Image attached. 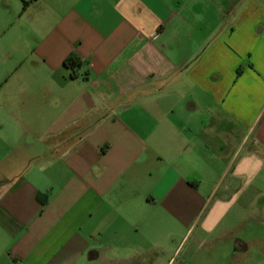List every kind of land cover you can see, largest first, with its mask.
<instances>
[{"label":"crops","instance_id":"obj_1","mask_svg":"<svg viewBox=\"0 0 264 264\" xmlns=\"http://www.w3.org/2000/svg\"><path fill=\"white\" fill-rule=\"evenodd\" d=\"M0 264H264V0H0Z\"/></svg>","mask_w":264,"mask_h":264},{"label":"trees","instance_id":"obj_2","mask_svg":"<svg viewBox=\"0 0 264 264\" xmlns=\"http://www.w3.org/2000/svg\"><path fill=\"white\" fill-rule=\"evenodd\" d=\"M27 6V3L24 2V7ZM25 9V8H24ZM65 67L72 72V77L75 76V71L81 67L80 62L76 58H69L65 61Z\"/></svg>","mask_w":264,"mask_h":264}]
</instances>
